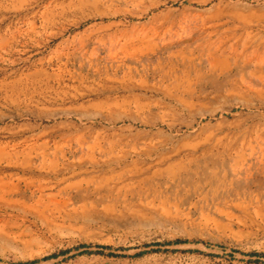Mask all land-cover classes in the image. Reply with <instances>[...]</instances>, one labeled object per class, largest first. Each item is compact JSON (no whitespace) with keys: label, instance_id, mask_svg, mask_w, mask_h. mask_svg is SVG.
<instances>
[{"label":"rangeland","instance_id":"rangeland-1","mask_svg":"<svg viewBox=\"0 0 264 264\" xmlns=\"http://www.w3.org/2000/svg\"><path fill=\"white\" fill-rule=\"evenodd\" d=\"M262 61L264 0H0V264H264Z\"/></svg>","mask_w":264,"mask_h":264},{"label":"bare ground","instance_id":"bare-ground-1","mask_svg":"<svg viewBox=\"0 0 264 264\" xmlns=\"http://www.w3.org/2000/svg\"><path fill=\"white\" fill-rule=\"evenodd\" d=\"M82 4V3H81ZM99 16V15H98ZM87 17V16H86ZM100 17V16H99ZM97 18V16H96ZM87 20V19H86ZM95 20V19H94ZM79 24V23H78ZM144 36V35H143ZM247 46V45H246ZM244 47V46H243ZM141 48V47H140ZM135 51V50H134ZM139 52V51H138ZM144 53V51H143ZM146 53V52H145ZM144 53V54H145ZM131 54V53H130ZM129 55V54H128ZM134 55V54H133ZM132 55V56H133ZM157 55L156 52H151L148 56H145V55H140V59L141 61L144 59V58H148L150 61L151 60H154L155 59V56ZM258 57V56H257ZM169 60H170V64H173V63H178L180 61H182V63H185V62H189L191 61V59H188V57H186L184 55V53H177V54H171L169 56ZM263 60V59H262ZM133 62V61H132ZM264 63V61H262ZM190 63V62H189ZM263 63H261V65H263ZM42 71H37L36 73L32 74V75H28L27 77V83H30V87L27 86V92L26 94H24V96L22 95L23 93L18 90L21 85H24L23 82H22V79H19V80H16L15 83L13 84V86L11 87V89L14 90V93L16 94L15 97L13 99H11V104L14 105L15 109L18 111V112H26V111H29V107L31 105H45L47 102L49 101H46L44 100L43 98H41V96H39L37 93H38V90L43 86L41 84V81H40V77L42 75ZM46 73V72H45ZM49 75V73H48ZM26 77V76H25ZM45 77V76H44ZM54 76H52L53 78ZM58 77V76H57ZM62 78V77H61ZM15 80V78H14ZM13 80V81H14ZM56 80V79H55ZM8 82V81H7ZM11 82V81H10ZM264 82V81H263ZM7 84V83H6ZM5 85V84H4ZM9 85V84H8ZM20 86V87H19ZM32 89V90H31ZM16 90V91H15ZM35 90V91H34ZM12 91V90H11ZM25 91V90H24ZM44 91V90H43ZM13 94V93H12ZM42 94V93H41ZM44 94V93H43ZM172 96V95H170ZM8 97V96H7ZM10 97V96H9ZM76 97V96H75ZM10 101V100H9ZM141 102V101H140ZM145 105V104H144ZM148 105V104H147ZM157 105V104H156ZM185 106V104H184ZM127 107V106H126ZM143 107H146V106H143ZM137 108V107H136ZM139 108V107H138ZM142 108V107H140ZM47 109V108H46ZM124 109V108H123ZM126 109V108H125ZM173 109V108H171ZM169 109V110H171ZM26 110V111H25ZM42 110V109H41ZM45 110V108H44ZM140 110V109H139ZM33 111V110H32ZM39 112H41L40 110H38ZM36 111V112H38ZM47 113H48V110H46ZM112 111V110H111ZM145 111V109H144ZM252 111V110H251ZM31 112V111H30ZM35 112V110H34ZM33 112V113H34ZM53 112V111H52ZM56 112V111H55ZM137 112V111H136ZM138 113V112H137ZM143 113V112H142ZM43 114V112L41 113ZM53 114V113H52ZM136 114V113H135ZM144 114V113H143ZM142 114V115H143ZM26 115V114H25ZM46 115V114H45ZM49 115V114H48ZM156 115V114H155ZM28 116V115H26ZM40 116V115H39ZM37 115V117H39ZM53 117H56L57 115L54 113L52 115ZM151 116V115H150ZM182 116V115H181ZM20 117V116H19ZM24 117V116H23ZM22 117V118H23ZM42 117V116H40ZM58 117V116H57ZM157 117V116H156ZM192 117V116H191ZM48 118V117H47ZM46 118V119H47ZM195 118V117H194ZM31 119V118H30ZM37 119V118H35ZM141 119V118H140ZM59 120V119H58ZM159 120V119H158ZM169 120V119H168ZM195 120V119H194ZM92 121V120H91ZM152 121V120H151ZM193 121V120H192ZM53 122V121H52ZM109 122V121H108ZM138 122V121H137ZM140 122V121H139ZM142 122V121H141ZM153 122V121H152ZM162 122V120H161ZM177 122V120H176ZM61 123V122H59ZM62 124V123H61ZM64 124V123H63ZM62 124V125H63ZM184 124V123H183ZM27 125V124H26ZM31 125V124H30ZM35 125V124H34ZM59 125V124H58ZM65 125V124H64ZM173 125V124H172ZM177 125V124H176ZM192 125V124H191ZM196 125V124H195ZM60 126V125H59ZM66 126V125H65ZM68 126V125H67ZM142 128L139 129L138 131V135L139 136H142V137H161V138H169V137H172V133L174 132V128L171 127V125H166L165 123L164 124H161L159 125V123H146V122H143L142 125H140ZM37 127V125H36ZM61 127V126H60ZM63 127V126H62ZM179 127V126H178ZM191 127V126H190ZM64 128V127H63ZM131 128V127H130ZM194 128V127H193ZM30 129H35L34 127L33 128H29V131ZM121 129V128H120ZM185 129V128H184ZM125 130H128V129H125ZM191 130V129H190ZM123 131V130H122ZM176 132V131H175ZM190 132V131H189ZM132 133V132H131ZM136 134V135H137ZM134 135V134H133ZM81 137V136H80ZM79 137V138H80ZM29 140V139H28ZM36 140V139H35ZM14 149V148H13ZM31 154V153H30ZM4 155V154H3ZM69 167V166H68ZM68 167H62L60 165V163L56 164H52L50 165L49 167H45V166H41V167H33V162L31 160H25L24 163H23V166L21 167L22 171L21 173H24L25 175H42V174H46V175H55V176H63V175H68V174H71L72 176H78V175H82V174H85L87 173V171H83V170H79L77 171L76 169L74 168H68ZM128 173H131V174H134V175H139V174H142L144 175V173L139 169L137 168L136 166L135 167H132L130 168V170L128 171H121V172H110L109 174L111 175H114V174H118V175H126ZM162 171L161 170H158V171H155L153 172L152 176H161L162 175Z\"/></svg>","mask_w":264,"mask_h":264}]
</instances>
